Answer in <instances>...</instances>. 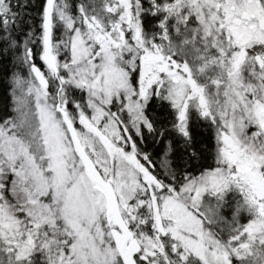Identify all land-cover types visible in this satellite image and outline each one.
Segmentation results:
<instances>
[{"label":"snow or ice","instance_id":"obj_1","mask_svg":"<svg viewBox=\"0 0 264 264\" xmlns=\"http://www.w3.org/2000/svg\"><path fill=\"white\" fill-rule=\"evenodd\" d=\"M0 264H264V0H0Z\"/></svg>","mask_w":264,"mask_h":264}]
</instances>
